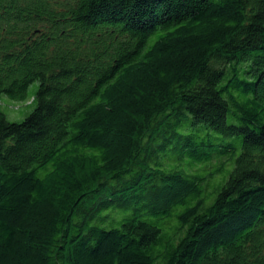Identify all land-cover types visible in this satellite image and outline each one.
Segmentation results:
<instances>
[{
	"label": "trees",
	"instance_id": "16d2710c",
	"mask_svg": "<svg viewBox=\"0 0 264 264\" xmlns=\"http://www.w3.org/2000/svg\"><path fill=\"white\" fill-rule=\"evenodd\" d=\"M0 264H264V0H0Z\"/></svg>",
	"mask_w": 264,
	"mask_h": 264
},
{
	"label": "rangeland",
	"instance_id": "374dc122",
	"mask_svg": "<svg viewBox=\"0 0 264 264\" xmlns=\"http://www.w3.org/2000/svg\"><path fill=\"white\" fill-rule=\"evenodd\" d=\"M38 82H33L28 89V98L24 101L11 99L4 95L0 99V107L7 114L8 119L12 121L23 120L35 107L33 100V94L36 92Z\"/></svg>",
	"mask_w": 264,
	"mask_h": 264
}]
</instances>
